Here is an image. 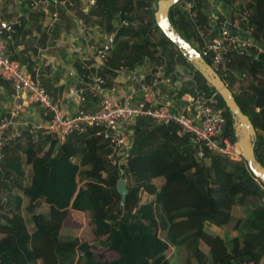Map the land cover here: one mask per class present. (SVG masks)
Listing matches in <instances>:
<instances>
[{"label": "trees", "instance_id": "1", "mask_svg": "<svg viewBox=\"0 0 264 264\" xmlns=\"http://www.w3.org/2000/svg\"><path fill=\"white\" fill-rule=\"evenodd\" d=\"M73 1L79 7L78 0ZM129 2L95 0L86 15L102 17L107 32H114V45L105 65L116 63L131 68L149 58L155 67L159 59L154 56L160 53L159 56L173 58L179 66L189 68L193 78L202 81V87L198 88L203 93L215 92L156 27L155 8L148 4L136 8V13L146 15L144 29L132 25V17H127ZM242 2L250 13L241 25L251 29L261 38L258 42L264 44V0ZM177 3L179 0L169 8L168 20L198 51V46L191 44L189 23L180 14ZM229 3L231 0H222L221 5L229 8ZM197 5V20L207 21L209 18L203 10L208 6L202 0H197ZM113 11L117 12L116 19L112 18ZM121 18L127 25L118 24ZM202 57L210 62L206 56ZM237 64L252 84L232 95L256 132L254 155L264 167L261 133L264 56L250 62L244 56ZM181 86L187 88L186 84ZM215 97L223 106L221 111L228 127L233 118L216 92ZM224 130L233 139L229 128ZM132 133L133 143L124 171L141 176L146 182L126 185L124 205H120L119 194L115 197L112 193V189L116 191V181L124 174L121 177L118 169L107 162L106 143L100 136H94V128L68 136L56 148L57 140L49 136L36 144L28 141L21 149V162L29 174L22 183H15L19 195L5 193L10 205L0 209V264H205L200 244L209 246L217 242L223 248V255L215 264H264V242L258 241L264 237V190L242 159L232 161L207 149L203 158L190 157L191 149H183L170 140L171 136L178 137L173 125H151L139 118L132 126ZM207 157H210L208 167L202 163ZM142 192L146 194L144 200H141ZM237 195L241 204L253 197L261 202L259 206L252 203L248 218L249 226L255 231L254 238L245 235L242 243L237 240V223L226 228ZM115 203L119 204L120 216L112 212ZM22 211L28 215L30 229ZM161 229L163 237L159 235ZM89 239L100 248L114 251L116 258L95 259L85 249Z\"/></svg>", "mask_w": 264, "mask_h": 264}, {"label": "built area", "instance_id": "2", "mask_svg": "<svg viewBox=\"0 0 264 264\" xmlns=\"http://www.w3.org/2000/svg\"><path fill=\"white\" fill-rule=\"evenodd\" d=\"M25 1L26 7L12 17H6L0 10V37L12 42L23 20L31 11L39 10L40 32L50 38L59 21L57 7L66 0ZM93 2L88 0V4ZM216 2L219 5L222 0ZM233 2L235 12L230 18L219 11L220 16L214 17V20L199 22L195 11L196 0H179L181 9L192 21L194 32L201 42L199 54L209 59V65L217 73L229 70L226 64L231 62L232 57L239 59L245 56L250 62L264 56V46L251 39V30L241 25L250 10L244 8L241 0ZM77 23L78 26H84L81 18H77ZM118 24L127 25V22L121 18ZM40 32L37 37L41 35ZM113 42L114 32L105 34L98 43L84 45L82 53L92 60L94 70L82 75L84 80L81 86L68 89L69 97L75 99L78 106L71 114L62 112L59 101L46 92L38 77H31L7 52L0 49V79L8 83L7 91L0 96L4 99L0 103V163L4 158V149L24 139L37 143L49 136L60 143L72 134L94 128L95 134L106 143L107 162L117 166L119 171L118 164L125 165L133 143L132 126L140 117H146L156 124L175 126L176 135L186 139L197 158H203L204 149H207L232 161L241 160L238 133L233 139L224 133L225 118L216 105L215 92L196 90L186 108V111L193 112L192 115L184 113L176 105H153L157 88L193 82V72L187 67L178 68L173 75H169L162 72L161 65H157L150 70L147 81L136 72L128 71L126 81L136 89L140 98L132 100L131 95L112 98L98 68L107 62ZM73 73L72 70L68 72L69 75ZM245 75V72L239 73V77ZM85 95L96 100L93 110L84 108ZM29 103L38 109L35 116L27 112L26 106ZM254 180L264 190L257 178L254 177Z\"/></svg>", "mask_w": 264, "mask_h": 264}, {"label": "crops", "instance_id": "3", "mask_svg": "<svg viewBox=\"0 0 264 264\" xmlns=\"http://www.w3.org/2000/svg\"><path fill=\"white\" fill-rule=\"evenodd\" d=\"M10 1L11 4L9 7H7L6 9L4 7L3 9L0 8V10L5 14L6 17L14 16L17 11L24 9L27 3L25 0H10ZM212 2L213 0H202L203 5L205 7L208 6L207 9L203 10L206 11L207 18H209L208 20H214V17L217 16V12L213 13L214 11L213 10L211 11V9L209 8ZM0 3L2 2L0 1ZM233 4L234 2L233 0H231V3H229V8H225V7L222 8L224 16L230 18L234 14L235 6ZM197 6L198 5L196 0V6H195L196 13H197V8L199 7ZM151 8L153 9L155 8V6H151ZM64 10L66 9L64 8ZM178 10H180V14H182L189 23V26L187 27V31L190 34L191 44L194 46H198L199 49L200 40L198 39V37H195L196 34H194L195 32L193 29L192 21L188 18L187 14L183 10H181L180 6ZM40 20H41V12L39 10L31 11L28 17L23 20L22 25L17 29L16 33L13 35L12 42L6 41L4 38L0 37V49L3 50L4 52H7L10 58L16 61L26 72L30 74L31 77H38L40 79L46 92L49 95H51L54 99L59 101L60 108L64 114L74 113L78 108L76 104L77 101L69 97L68 89L82 85V82L84 80V77H82V75L90 73L94 70V67L91 65L92 60L88 57H85L84 55L76 56L70 51H67L66 53L65 51L62 52L60 58L56 61H54L52 57H51L52 59L46 57L45 51L50 46L48 43L49 37L47 38L43 33L40 32L41 30ZM39 32L41 33V35L37 37V34ZM107 33H112V32H107ZM250 38L256 41H261V38L259 37L260 39H258V36L254 35L252 31ZM86 44L87 43H85V45ZM262 45L264 46V44ZM237 61L238 59L232 57L231 62L226 64V67L229 70L227 71L225 70L224 72L222 71V73H224V76L226 77L224 81L228 83L230 90L235 93L238 88L237 84L239 82L237 80H234L233 77L240 78L237 74L244 71L243 69L239 70L238 72L234 71V69L238 65ZM165 64H169L170 68L164 70V68H166L167 66V65L165 66ZM158 65L162 66V72L164 74H169V75H173L174 71L178 68L180 69L186 67L185 65L179 66L178 62L175 61V59L173 58L171 60L167 58L164 64L161 63ZM152 67H154L153 63L150 62L149 58H145L141 63H136L131 68L125 66H117L116 63H113L112 65L109 64L103 65L98 68V73L104 78L105 85L109 88L108 93L111 95L112 98L119 99L122 97H126L127 95H131L132 100H137L140 98L139 93L136 91V89L132 88V86H130L129 83L126 81V75L128 74V71H134L136 72L137 75L141 76L144 81H147ZM70 70L74 72L72 75L68 74ZM186 86L187 88H185V86L164 85L157 88L154 92L153 105L156 107L165 104L170 106L176 105L180 107V109L184 113L188 115H192L193 112L186 111L187 103L189 98L194 95L195 91L199 90L198 87L199 86L202 87V81L193 78V82L191 84L186 83ZM7 88H8V83L0 79V96L4 95V93L7 91ZM216 100H217L216 103L217 107H220L222 110V107L217 98ZM3 101H4L3 97H0V103H2ZM95 101H96L95 99L91 98L88 95H85L84 108H86L88 111L93 110L96 106ZM26 109L27 112L33 116H35L38 112V109L32 103H29L26 106ZM140 118H143L145 119V121L150 122L151 125H156L155 122L150 121V119L146 117H140ZM227 128H229L230 134L233 137H235V135L238 132V129L233 119L231 121L230 126L227 127V122L225 118L224 129L227 130ZM175 131H176V127H175ZM224 133L226 134V132ZM94 136H96V134H94ZM178 137L177 139L174 140L175 143L179 144L183 149L186 150L191 149L184 137H180V136ZM28 141L30 140L24 139L16 144H13L10 147L5 148L3 151L4 158L3 161L0 163V173L7 175L6 177H8V179L10 180L9 183L11 185L10 187L8 186V188H6L5 185H3L5 193L9 191V193H13V195L20 194L19 190L15 191L14 189H18L17 186L15 185V183L18 180L19 181L24 180L25 176L23 175V172L24 173L26 172V174L28 173V170L23 169V165H22L23 163L21 162V154H22L21 149L23 147L21 144L24 143L26 144ZM13 149L16 150V152L13 155H18L19 161L11 160L12 162L10 161L11 165L9 169L6 167H9L8 159L11 153H13L12 151ZM192 155L195 156L194 151L192 152ZM192 155L190 157H192ZM24 167L26 168V166ZM2 199L6 200V206L3 209L9 208L10 203L6 199L5 195H3Z\"/></svg>", "mask_w": 264, "mask_h": 264}, {"label": "rangeland", "instance_id": "4", "mask_svg": "<svg viewBox=\"0 0 264 264\" xmlns=\"http://www.w3.org/2000/svg\"><path fill=\"white\" fill-rule=\"evenodd\" d=\"M2 3H0V7L1 9H3V7L6 9L7 7L10 6L11 1L10 0H0ZM95 1V0H94ZM108 3H112V2H116L117 0H106ZM120 0H118L119 2ZM217 0H213L211 6L209 7L211 9V11L213 10V13L217 12V16H220L219 11L222 12V15H224L222 8L223 5L219 4L217 5ZM79 2V7H75L74 6V1L73 0H66L65 3L59 7H57V11L59 13V21L55 26V29L51 35V37L48 40L49 46L45 53H46V57L49 58H53L54 61L58 60L60 58V55L62 54V52L65 51V53L67 51L72 52L73 54H75L76 56H83V53L81 52L82 48L84 47L85 43H98L103 39V36L107 33V29H106V25L105 22L102 20V17L99 18H95L94 16H90L87 18V13H89V8L92 7V4H87L88 0H78ZM156 3V0H130L129 5L131 6L130 10L126 11V15L127 17H132V25H139L141 27H143L144 29L147 28V23H146V15L144 14H138L137 9L138 7H143L144 4L145 5H150V6H154ZM89 5V6H88ZM178 5V3H177ZM176 5V6H177ZM217 5V6H216ZM179 7V5H178ZM64 8L66 10H64ZM182 10V9H181ZM86 17V19H85ZM118 17L117 12L113 11L112 14V18L116 19ZM77 18H81L82 22L84 23V26H78L77 23ZM128 20V19H126ZM151 41L154 40V37H149ZM160 53L155 54L154 57L158 58L159 60H157V65L161 64V63H165V60L167 59V57L165 58V56H159ZM161 57V58H160ZM51 58V59H52ZM48 59V58H47ZM167 64H165L166 66ZM170 68V65L168 66ZM234 71H239V69L236 67L234 69ZM245 72V71H243ZM220 76L224 78L225 80V76L222 73V70L219 71ZM246 74V73H245ZM264 74V73H262ZM239 76V74H237ZM232 77V76H231ZM234 80H237L239 83L237 84L238 88L236 90V93H240V91L242 92L243 90H245L247 87H249L250 84H252L251 79H249L248 75L246 74L244 77H240V78H236L233 77ZM246 95V92H245ZM221 107L223 108L222 104H220ZM220 108V107H218ZM221 109V108H220ZM153 123V122H152ZM262 135V140H264V129L261 131ZM171 141H174L175 139L171 136L170 137ZM22 146L25 145L21 144ZM13 149V153H11V155L9 156V168L10 169V163L12 162L11 160H18L19 161V157L18 155H13L16 150ZM11 151V152H12ZM58 152V150H57ZM22 153V150H21ZM106 154V153H105ZM192 155V154H191ZM263 158H264V151L262 154ZM22 157V154H21ZM192 157H195L192 155ZM11 161V162H10ZM202 163L208 167L210 165V157H207V159L203 160ZM264 164V163H263ZM23 165V169L28 170V168L24 167L25 165ZM119 165V175L121 176V174H124V177L122 178V180L125 182V185H127L128 187H132L134 185H136L137 183H140L141 181H145L146 180L141 177L138 176L136 174H132V173H128L126 171H124L125 169V165L124 164H118ZM113 169H118L117 166H113ZM6 171V170H5ZM29 174V170L28 173L26 174V172H23L24 176H28ZM13 175V174H11ZM10 175V176H11ZM6 174H2L0 173V209L3 210V208L6 206V200L2 199L3 195H5L4 192V186L6 188H8V186L10 187V183H9V179L8 177H6ZM123 176V175H122ZM121 176V177H122ZM121 179V178H119ZM257 181L259 182L260 180L257 178ZM22 183L21 181H17ZM16 182V184H17ZM15 191H17L18 189H14ZM112 193L113 195H115V197H118V193H116V191H114V189H112ZM13 191V189H12ZM141 195V200L145 199V193L142 192L140 193ZM239 196L237 195L235 197V203L231 206L229 213H230V219L228 224L226 225V228H231L233 226V224L237 223L238 226V231L237 233V240L242 243V240L244 239V236H249L251 238H254L255 235V231H253V228L249 226L248 224V218H249V213L251 211L252 208V203H255L257 206L260 205V200H257L256 198H251V202L249 201L248 203H244L241 204L238 201ZM263 201H264V197H263ZM120 202V201H119ZM114 213H116V215L120 216L121 212L119 211V204L115 203L114 207H113V211ZM22 215H23V219L25 220V223L28 227V229L31 228V224L28 221V215L22 211ZM164 231L161 229L159 232V235L161 237H163ZM62 239L68 238L65 236H61ZM259 242H264V237L258 238ZM219 242H217V244H212L209 246H206L204 244H200V251L203 255V257L205 258V264H215L216 260H218L222 255H223V248L221 247L220 244H218ZM85 249L89 250L95 259L97 260H101V261H111L114 260L116 258V254L114 251L112 250H108L105 248H100L98 247L97 244H95V242H92V240H88L87 245L85 247Z\"/></svg>", "mask_w": 264, "mask_h": 264}, {"label": "water", "instance_id": "5", "mask_svg": "<svg viewBox=\"0 0 264 264\" xmlns=\"http://www.w3.org/2000/svg\"><path fill=\"white\" fill-rule=\"evenodd\" d=\"M177 1L156 0L153 12L154 23L165 38L176 46L178 52L185 57L202 79L219 95L237 125L238 141L241 146L240 157L252 175L258 178L264 185V167L260 165L254 155L256 132L249 118L241 111L232 95V91L220 78L219 74L204 60L194 47L180 36L168 20L169 8ZM57 146L58 142L55 143V148ZM115 188L120 196V205H124L127 193L125 182L122 179H118Z\"/></svg>", "mask_w": 264, "mask_h": 264}]
</instances>
